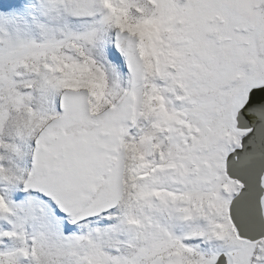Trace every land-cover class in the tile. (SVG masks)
I'll return each mask as SVG.
<instances>
[{"label":"snow or ice","instance_id":"1","mask_svg":"<svg viewBox=\"0 0 264 264\" xmlns=\"http://www.w3.org/2000/svg\"><path fill=\"white\" fill-rule=\"evenodd\" d=\"M0 264H264V0H0Z\"/></svg>","mask_w":264,"mask_h":264}]
</instances>
